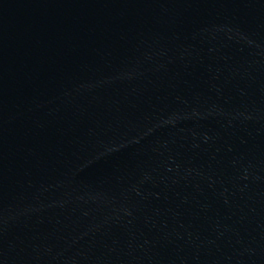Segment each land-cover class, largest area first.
I'll return each mask as SVG.
<instances>
[{"label":"water","instance_id":"obj_1","mask_svg":"<svg viewBox=\"0 0 264 264\" xmlns=\"http://www.w3.org/2000/svg\"><path fill=\"white\" fill-rule=\"evenodd\" d=\"M200 1L0 0V150L120 88Z\"/></svg>","mask_w":264,"mask_h":264}]
</instances>
